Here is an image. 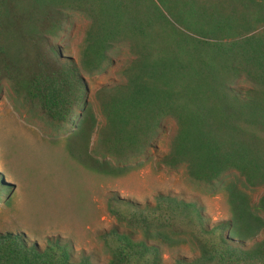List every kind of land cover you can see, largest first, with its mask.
I'll return each instance as SVG.
<instances>
[{
    "label": "trees",
    "instance_id": "1",
    "mask_svg": "<svg viewBox=\"0 0 264 264\" xmlns=\"http://www.w3.org/2000/svg\"><path fill=\"white\" fill-rule=\"evenodd\" d=\"M92 1L0 0V89L6 82L29 112L54 126L72 125L66 155L84 169L110 173L108 162L88 151L95 129L97 148L123 160L151 147L163 117L174 115L162 163L184 167L208 188L227 172L243 179L222 182L227 219L212 223L197 198L158 193L141 205L111 194L107 209L116 224L98 233L104 261L76 256L59 237L40 247L6 232L0 264H163L165 251L186 238L196 254L172 264H264V234L254 240L264 230L256 214L264 213V193L254 206L240 186L264 185V0H100V12L121 28L109 21L89 28L83 67L98 69L116 35L130 39L135 58L120 70L123 81L96 90L99 126L92 112L76 114L86 85L76 61L51 38L69 17L65 4L92 9ZM10 188L0 178V193Z\"/></svg>",
    "mask_w": 264,
    "mask_h": 264
},
{
    "label": "rangeland",
    "instance_id": "2",
    "mask_svg": "<svg viewBox=\"0 0 264 264\" xmlns=\"http://www.w3.org/2000/svg\"><path fill=\"white\" fill-rule=\"evenodd\" d=\"M83 3L76 8L64 3L69 17L58 35L51 38L64 48L66 56L76 61L86 85L76 114L84 116L92 112L99 126L103 115L95 92L103 85L123 81L120 70L127 61L134 60L135 54L130 39L116 35L107 51L108 59L93 72L87 71L82 65V50L89 28L97 24V30L101 29L103 21H109L110 28L117 32L121 26L100 12V0L87 5L93 11L83 9L80 6ZM122 32L129 35L125 30ZM237 83L248 84L242 78ZM72 127L70 124L54 126L29 112L24 99L15 95L8 83H3L0 89V178L11 188L8 193H0V234L22 233L27 243H37L40 247L48 238L59 237L71 244L76 256L81 252L94 253L102 262L107 256L98 233L116 224L107 209L106 199L111 194L141 205L154 202L158 193L197 198L212 223L228 218L222 182L242 181L237 171L227 172L208 188L193 183L184 167L172 169L161 162L177 128L174 115L163 117L162 127L153 136L151 147L141 155L123 160L97 148L95 129L88 151L99 161L108 162L110 173L102 175L84 169L67 157L66 139ZM240 186L257 206L264 185ZM256 214L264 219L262 210L257 209ZM263 234L264 230L254 240ZM195 254L196 248L186 238V243L165 251L163 264H172L179 256L192 258Z\"/></svg>",
    "mask_w": 264,
    "mask_h": 264
}]
</instances>
